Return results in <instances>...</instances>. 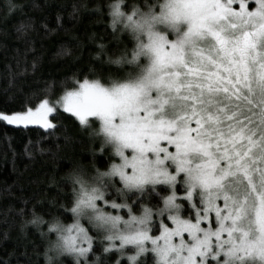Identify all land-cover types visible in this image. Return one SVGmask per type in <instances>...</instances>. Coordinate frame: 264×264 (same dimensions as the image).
<instances>
[{
    "label": "snow or ice",
    "instance_id": "1",
    "mask_svg": "<svg viewBox=\"0 0 264 264\" xmlns=\"http://www.w3.org/2000/svg\"><path fill=\"white\" fill-rule=\"evenodd\" d=\"M249 2L164 0L158 13L154 4L147 13L134 8L124 24L136 34L133 59L150 60L146 74L110 85L85 80L63 97L64 111L81 126L90 118L100 122L119 158L91 182L73 179L70 211L90 213V222L104 229L105 252L133 245V261L152 252L156 264H264V0H251L252 10ZM112 7L115 28L124 13ZM156 24L184 29L173 36ZM55 112L44 99L35 110L0 119L53 129ZM158 185L171 194L155 213L144 207L132 215L127 203L112 199L143 196ZM177 185L194 210L188 218ZM122 208L128 219L109 210ZM156 217L159 235L152 234ZM64 240L70 253L86 257L94 237L77 219Z\"/></svg>",
    "mask_w": 264,
    "mask_h": 264
},
{
    "label": "trees",
    "instance_id": "2",
    "mask_svg": "<svg viewBox=\"0 0 264 264\" xmlns=\"http://www.w3.org/2000/svg\"><path fill=\"white\" fill-rule=\"evenodd\" d=\"M154 2L127 0L131 9ZM107 6L108 0H0V113L34 109L81 81L122 78L125 69L110 59L131 50L133 41L112 27ZM51 119L53 129L8 125L0 119V264H44L43 230L22 231L23 218L35 209L45 218L60 216L70 226L75 197L67 174L78 170L95 176L116 162L111 148L102 146L101 138L73 115L58 111ZM90 124L99 126L95 119ZM169 194L167 185H158L155 192L132 193L124 202L132 215H139L144 207L162 208ZM112 199L123 201L115 194ZM120 214L129 218L128 208ZM86 228L97 238L85 257L89 262L131 264L118 248L105 252L108 242ZM158 233L155 224L153 234ZM64 264H74L73 258L64 257ZM137 264H156L155 254L147 252Z\"/></svg>",
    "mask_w": 264,
    "mask_h": 264
},
{
    "label": "clouds",
    "instance_id": "3",
    "mask_svg": "<svg viewBox=\"0 0 264 264\" xmlns=\"http://www.w3.org/2000/svg\"><path fill=\"white\" fill-rule=\"evenodd\" d=\"M164 0H155L153 3L155 5V11L159 12V4L163 3ZM113 5H119L120 11L124 13V16L120 18V20L116 23V28L118 30L126 32L133 41V48L128 51H124L116 55L115 57L110 59V63L117 67H121L125 69L124 76L122 78L113 77L107 85H110L113 81L117 83H130L135 82L141 79L147 72V69L150 65V60L148 56L141 54L137 59H133V51L136 47L137 40L136 34L133 33L130 29L125 28V20L128 15H130L133 9L128 7L127 0H108L107 11L110 14L113 11ZM148 3H144L143 5L137 4L135 8H138L141 12L147 13L149 11ZM111 19L113 23V16L111 14ZM155 28L159 31H162L166 34L170 33L173 36L177 34V31H183V25H177L175 28L166 25V24H156ZM99 126L93 127L91 124L86 125L90 128L91 133L95 136H98L102 140V146L109 147L114 153L113 146L106 142L105 136L101 130V124L98 121ZM106 172V171H103ZM96 176V175H95ZM93 175H88L86 173H82L78 170L70 171L67 174V179L73 182L75 177H80L81 179L91 182V179L95 177ZM75 204V200H74ZM73 204V206H74ZM143 213V210L141 214ZM73 214V213H72ZM140 214V215H141ZM89 215L85 214L82 216L77 217L74 216V223L79 220L80 224L84 227H91L96 230V232L101 236H105L107 233L104 231L103 228L95 226L89 220ZM68 223L63 220L60 216H53L51 218H45L41 214L37 213L35 209L31 211L29 216H26L22 220L21 230L24 231L28 228L34 229H42L44 238H45V247L42 252V259L44 264H64V257L71 256L73 258L74 264H95V262H89L85 257H77L75 254H72L68 251L64 237L68 235ZM122 227V226H121ZM125 254H127V258L131 261V264H137V261H133L131 257L136 256L137 249H135L131 253H127L125 249L121 250Z\"/></svg>",
    "mask_w": 264,
    "mask_h": 264
},
{
    "label": "rangeland",
    "instance_id": "4",
    "mask_svg": "<svg viewBox=\"0 0 264 264\" xmlns=\"http://www.w3.org/2000/svg\"><path fill=\"white\" fill-rule=\"evenodd\" d=\"M235 6V5H234ZM255 3L254 2H251V0H250V2H249V4H248V7H249V9L250 10H252V9H254L255 8ZM94 80H100V82L101 83H103V84H105V85H107V83L109 82V81H104L103 79H93V80H88L89 82H92V81H94ZM83 82L84 81H81L80 83H78V85L76 86V87H74L73 89H70V90H67L66 92H64L62 95H60L59 97H55V98H50V99H48L49 100V102H50V106H53V107H55V109H56V112H58V111H63V112H66V111H64V109H63V97L65 96V95H67V93H69V92H75V91H78L79 89H80V85L81 84H83ZM57 101H59V103H57ZM42 102V101H41ZM40 102V103H41ZM39 103V104H40ZM39 104L36 106V107H38L39 106ZM35 107V108H36ZM35 108L33 109V110H35ZM55 112V113H56ZM67 113V112H66ZM54 114V113H53ZM69 114H71V113H69ZM2 115H12V114H6V113H0V116H2ZM72 115V114H71ZM51 116H52V114H50V116H49V120H50V122L51 123H53L52 122V119H51ZM91 119H95V118H90V120ZM98 122V121H97ZM98 125H99V123H98ZM22 126V125H21ZM28 126H39V125H28ZM39 127H41V126H39ZM43 128V127H42ZM113 152V151H112ZM114 154V153H113ZM115 156V155H114ZM115 158H116V162L115 163H118L119 162V158L118 157H116L115 156ZM83 173V172H82ZM178 189H180L181 191H182V194H180L179 192H178ZM176 194H177V196H178V198H181V200H179L178 202H183L182 201V198L185 196V192H184V190H183V187H182V185H177V190H176ZM117 202V201H116ZM117 203H119V202H117ZM122 203H125L124 202V199H123V201H122ZM184 203V210H183V215H185L187 212L188 213H190V214H194V210L191 208V206H190V202H187V201H184L183 202ZM218 203H220L221 204V206H222V201H220V202H218ZM124 208H122V209H116V210H112V209H109L110 211H115V213L116 214H119V215H121L120 214V210H123ZM157 210H153V212L155 213ZM140 215V214H139ZM139 215H136V216H139ZM122 216V215H121ZM124 219H126V218H124ZM128 219V218H127ZM160 219L161 218H159V217H156L155 218V224L156 225H158V228H159V223H160ZM213 219H214V214H213ZM163 223H165V224H167L169 227H172L173 225L171 224V221H169L168 219H167V217L165 216L164 218H163ZM72 225V224H71ZM70 225V226H71ZM208 225V221H204L203 222V225L202 226H207ZM86 227V226H85ZM213 227H215V224L213 223ZM94 229V228H93ZM95 230V229H94ZM95 232H96V230H95ZM96 234L98 235L97 237H100V239H102L103 240V238L96 232ZM152 234H153V232H152ZM153 235H159V233L158 234H153ZM92 236V235H91ZM94 237V236H93ZM225 238H226V234H225ZM95 239H97L96 237H94V240ZM185 239L187 240V239H189V237L187 236V234H185ZM104 241H106V240H104ZM93 243H94V241H93ZM119 244V241H117V245ZM85 247L87 246L86 244L84 245ZM125 247H131V248H133V249H135V246H133V245H126ZM149 247H150V245H149ZM146 253H144V254H142L141 256H143V255H145ZM127 256V255H126ZM139 258V257H138ZM137 258V259H138Z\"/></svg>",
    "mask_w": 264,
    "mask_h": 264
}]
</instances>
